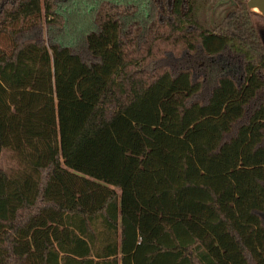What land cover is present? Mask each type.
Wrapping results in <instances>:
<instances>
[{"label": "trees", "instance_id": "trees-1", "mask_svg": "<svg viewBox=\"0 0 264 264\" xmlns=\"http://www.w3.org/2000/svg\"><path fill=\"white\" fill-rule=\"evenodd\" d=\"M0 264H264V16L247 0H0Z\"/></svg>", "mask_w": 264, "mask_h": 264}, {"label": "rangeland", "instance_id": "rangeland-1", "mask_svg": "<svg viewBox=\"0 0 264 264\" xmlns=\"http://www.w3.org/2000/svg\"><path fill=\"white\" fill-rule=\"evenodd\" d=\"M0 167L5 168L6 170L15 169L16 161L11 158L9 153H3L0 155Z\"/></svg>", "mask_w": 264, "mask_h": 264}, {"label": "water", "instance_id": "water-1", "mask_svg": "<svg viewBox=\"0 0 264 264\" xmlns=\"http://www.w3.org/2000/svg\"><path fill=\"white\" fill-rule=\"evenodd\" d=\"M248 7L264 16V0H247Z\"/></svg>", "mask_w": 264, "mask_h": 264}]
</instances>
